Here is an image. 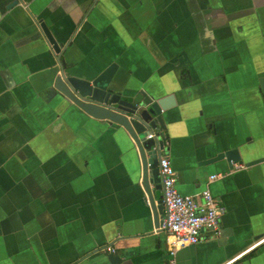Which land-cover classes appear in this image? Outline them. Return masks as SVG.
I'll list each match as a JSON object with an SVG mask.
<instances>
[{
	"label": "crops",
	"instance_id": "obj_1",
	"mask_svg": "<svg viewBox=\"0 0 264 264\" xmlns=\"http://www.w3.org/2000/svg\"><path fill=\"white\" fill-rule=\"evenodd\" d=\"M10 1L0 0V264H110L96 251L105 244L123 264L171 261L134 142L57 93L42 23L69 70L116 62V90L172 97L163 134L177 190L208 186L223 208L175 264H264V240L251 248L264 239V0ZM229 148L243 168L209 162Z\"/></svg>",
	"mask_w": 264,
	"mask_h": 264
},
{
	"label": "water",
	"instance_id": "obj_2",
	"mask_svg": "<svg viewBox=\"0 0 264 264\" xmlns=\"http://www.w3.org/2000/svg\"><path fill=\"white\" fill-rule=\"evenodd\" d=\"M18 3L19 0H11L7 8H12ZM41 27L51 48L58 55L59 75L53 83L57 93L68 105H73L86 115L122 127L134 142L140 158L139 175L153 211L154 224L158 227L164 211L163 195L158 193L162 191L158 164L162 155L168 157L167 148L164 147V138L166 139L167 135L163 134V131L166 130L165 112L173 105L172 97L157 98L142 90L134 94H123L116 90L113 87L118 67L116 62L93 75L69 70L65 61L59 57L62 53L60 42L46 24L42 23ZM151 131L155 132V136L147 138ZM223 158L231 168L233 163L241 160L239 150L229 148L217 153L209 162ZM108 260L110 264L124 262L122 257L116 254H108Z\"/></svg>",
	"mask_w": 264,
	"mask_h": 264
},
{
	"label": "built area",
	"instance_id": "obj_3",
	"mask_svg": "<svg viewBox=\"0 0 264 264\" xmlns=\"http://www.w3.org/2000/svg\"><path fill=\"white\" fill-rule=\"evenodd\" d=\"M155 136V132L147 134V138ZM159 174L162 178V200L164 216L158 230L166 233L165 243L168 255L171 259L169 264H175V254L178 249L196 244L201 239L204 229L214 230L218 224V218L223 213V208L216 204L208 186L197 195L180 194L176 187V175L170 160L166 156L159 159ZM241 163H235V169H241ZM218 176H211L213 180ZM264 239L251 246L254 247ZM107 254L115 252L114 246L105 244L96 249Z\"/></svg>",
	"mask_w": 264,
	"mask_h": 264
},
{
	"label": "flooded vegetation",
	"instance_id": "obj_4",
	"mask_svg": "<svg viewBox=\"0 0 264 264\" xmlns=\"http://www.w3.org/2000/svg\"><path fill=\"white\" fill-rule=\"evenodd\" d=\"M164 145H165V140H164Z\"/></svg>",
	"mask_w": 264,
	"mask_h": 264
}]
</instances>
